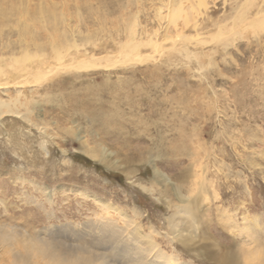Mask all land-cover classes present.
I'll list each match as a JSON object with an SVG mask.
<instances>
[{
	"label": "rangeland",
	"instance_id": "obj_1",
	"mask_svg": "<svg viewBox=\"0 0 264 264\" xmlns=\"http://www.w3.org/2000/svg\"><path fill=\"white\" fill-rule=\"evenodd\" d=\"M134 241L264 264V0H0V264Z\"/></svg>",
	"mask_w": 264,
	"mask_h": 264
},
{
	"label": "bare ground",
	"instance_id": "obj_2",
	"mask_svg": "<svg viewBox=\"0 0 264 264\" xmlns=\"http://www.w3.org/2000/svg\"><path fill=\"white\" fill-rule=\"evenodd\" d=\"M179 201L187 203L184 198H179ZM187 210L188 209L186 208H181L180 211L184 213V211L186 212ZM117 250L121 253V258L124 260L123 262L125 264H171L173 261V257L165 255L158 248L157 244L154 243H149V246H144L143 244L134 241V243H129L123 246L120 244V247ZM38 252L42 255L44 254L45 257H48L52 264H95L98 259V254L96 255V253L94 254L92 252L93 254L89 255L88 253L87 255L80 248L74 249L61 245L52 246L44 244L39 248Z\"/></svg>",
	"mask_w": 264,
	"mask_h": 264
}]
</instances>
